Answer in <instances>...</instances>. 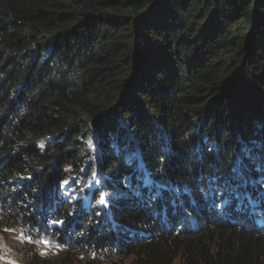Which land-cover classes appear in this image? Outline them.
I'll return each instance as SVG.
<instances>
[{
  "label": "trees",
  "instance_id": "obj_1",
  "mask_svg": "<svg viewBox=\"0 0 264 264\" xmlns=\"http://www.w3.org/2000/svg\"><path fill=\"white\" fill-rule=\"evenodd\" d=\"M262 166L264 0H0V264H264Z\"/></svg>",
  "mask_w": 264,
  "mask_h": 264
},
{
  "label": "rangeland",
  "instance_id": "obj_2",
  "mask_svg": "<svg viewBox=\"0 0 264 264\" xmlns=\"http://www.w3.org/2000/svg\"><path fill=\"white\" fill-rule=\"evenodd\" d=\"M73 171L74 170H70L69 173L73 174L74 173ZM142 171H144L142 167H141V169L137 168V172L139 173L138 176H141V174L143 173ZM145 171L148 172V170H146V169H145ZM136 175H137V173L133 174V176L135 178L138 177ZM243 179H244V177H243ZM240 180L236 179V185L237 184L239 185ZM68 181H69V183H71L69 188H72L73 190L66 192V195H65L66 198L69 200L72 199L71 196L73 195V193H75V190L79 189L78 198H76L73 201V203L77 204L76 201L79 199V201H78L79 208H80V205H83V207H85L87 203H91L90 206H92L93 203H95L94 205L96 206L97 213H99L101 215V219L97 220V222H98L97 224L104 223V221L107 220L106 215H108L110 212V201H109L110 199L109 198L113 197L116 194V191L112 190V189H106V187H104V185H105L104 180L102 179L100 173L97 170L94 173H90L88 170H86L84 173H81V174L75 173L74 177L73 178L71 177ZM243 182H244V180H243ZM208 185H209V183L206 184L207 188H208ZM210 186L212 187V189H211L212 191L215 188V193L217 192L216 186L218 188L220 187V189H221L220 192L222 193V186H219L216 182L211 181ZM233 187H234V185L230 186L231 189ZM228 191H230V189H227V192ZM101 192H103L105 195V200L107 201L106 206L101 205L99 203V198H100ZM253 204L256 205V200H253ZM8 254H9V252H8ZM4 255H6V254L4 253ZM9 257H10V255H9Z\"/></svg>",
  "mask_w": 264,
  "mask_h": 264
},
{
  "label": "snow or ice",
  "instance_id": "obj_3",
  "mask_svg": "<svg viewBox=\"0 0 264 264\" xmlns=\"http://www.w3.org/2000/svg\"><path fill=\"white\" fill-rule=\"evenodd\" d=\"M244 158H250L249 155L247 153H245V156ZM241 163H242V159H238L236 162H235V166L231 168V171L232 173L235 174L236 177L238 178H242L244 173L242 171V168H241ZM254 170H257L261 173H264V166L260 167L259 169H254ZM151 174L150 173H145L144 175L138 177V179H141L143 181V184L144 186L146 187H149L151 188V186L153 185L154 181H152L151 179H149V176ZM231 182V181H229ZM129 186H131L130 182H129ZM159 188L160 189H167L170 193L173 194L174 198L171 200V203L173 205V207H177V201L180 200V196H181V190L180 189H170V188H167L166 185H159ZM155 195L159 196L160 195V192L158 191L157 193H155ZM209 195H212V196H215V189H213V191L211 193H205L204 194V197L207 198ZM150 199L152 198L151 196L149 197ZM234 198L239 200L240 199V195L239 193H235L234 194ZM99 203L101 205H107V201L105 200V195L103 192L100 193V198H99ZM189 206H191L189 204ZM179 207H183V202L181 201L180 202V205ZM60 223H63L62 221ZM5 231H9V229H5ZM22 236H24V234H22ZM26 239L29 240V242H31V237H25ZM44 245L46 246H49L51 244V242L47 239L45 240H42L41 241ZM57 248L61 247V243L60 242H57L56 245H55ZM42 255H47V249H45L44 251L41 252ZM2 258V257H0ZM9 264H15V262L13 261H10Z\"/></svg>",
  "mask_w": 264,
  "mask_h": 264
}]
</instances>
